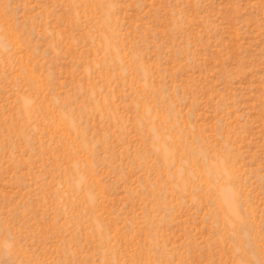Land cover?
I'll return each mask as SVG.
<instances>
[{
	"label": "rangeland",
	"instance_id": "obj_1",
	"mask_svg": "<svg viewBox=\"0 0 264 264\" xmlns=\"http://www.w3.org/2000/svg\"><path fill=\"white\" fill-rule=\"evenodd\" d=\"M0 264H264V0H0Z\"/></svg>",
	"mask_w": 264,
	"mask_h": 264
}]
</instances>
